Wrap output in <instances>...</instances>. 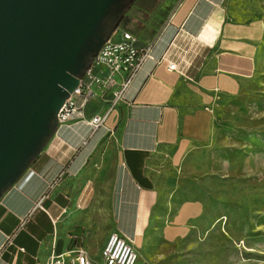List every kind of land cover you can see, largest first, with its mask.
<instances>
[{
  "label": "crops",
  "instance_id": "0c3cea01",
  "mask_svg": "<svg viewBox=\"0 0 264 264\" xmlns=\"http://www.w3.org/2000/svg\"><path fill=\"white\" fill-rule=\"evenodd\" d=\"M156 32L105 126L59 125L0 198V264H48L77 247L106 264L112 233L133 243L136 264H152L157 241L190 231L199 209L177 200V163L210 139L218 103L258 69L264 23L238 20L232 0H179ZM93 101L88 115L108 111Z\"/></svg>",
  "mask_w": 264,
  "mask_h": 264
},
{
  "label": "rangeland",
  "instance_id": "374dc122",
  "mask_svg": "<svg viewBox=\"0 0 264 264\" xmlns=\"http://www.w3.org/2000/svg\"><path fill=\"white\" fill-rule=\"evenodd\" d=\"M175 4L137 0L116 28L132 31L130 19L158 28ZM232 5L238 20L264 23V0ZM262 47V62L245 88L215 108L210 139L196 142L177 163V200L194 201L199 214L186 235L154 244L152 264H264V39Z\"/></svg>",
  "mask_w": 264,
  "mask_h": 264
},
{
  "label": "water",
  "instance_id": "95a60500",
  "mask_svg": "<svg viewBox=\"0 0 264 264\" xmlns=\"http://www.w3.org/2000/svg\"><path fill=\"white\" fill-rule=\"evenodd\" d=\"M122 1L0 0V198L56 132L59 109L110 33L105 20L135 0Z\"/></svg>",
  "mask_w": 264,
  "mask_h": 264
},
{
  "label": "built area",
  "instance_id": "2783aa9c",
  "mask_svg": "<svg viewBox=\"0 0 264 264\" xmlns=\"http://www.w3.org/2000/svg\"><path fill=\"white\" fill-rule=\"evenodd\" d=\"M156 36L142 43L128 29L117 27L106 37L105 42L92 59L91 65L79 85L70 92L59 109L56 118L59 125L82 121L93 130L105 126L110 113L119 106L134 77L146 59L152 58L151 49ZM164 59V58H161ZM169 70H177L178 64L169 61ZM102 100L108 111L88 115L86 108L95 100ZM106 264H136L137 253L131 241L118 233H112L104 247ZM48 264H92L87 251L77 247L63 253L53 252Z\"/></svg>",
  "mask_w": 264,
  "mask_h": 264
},
{
  "label": "trees",
  "instance_id": "16d2710c",
  "mask_svg": "<svg viewBox=\"0 0 264 264\" xmlns=\"http://www.w3.org/2000/svg\"><path fill=\"white\" fill-rule=\"evenodd\" d=\"M178 1L179 0H176V2H178ZM144 2H149V3H151V6L154 7L157 3V0H144ZM152 7L148 8V9L151 10V9H153ZM172 9L173 8L167 10L165 16H167V14H169L172 11ZM142 10H145L147 12L149 11L147 9H142ZM116 19H117V17L114 14H111L104 24L103 31L108 32L111 28H113ZM121 21H123V20H121ZM160 21L162 23L163 19ZM131 23H136L135 25L133 24L134 26L131 27L132 32H134L135 34L136 33L139 34L140 32L144 31V35L141 37L142 40L153 39L157 34V32H156L157 28L148 27V25H145V23H140L136 19H130V22L127 23V26H130Z\"/></svg>",
  "mask_w": 264,
  "mask_h": 264
},
{
  "label": "flooded vegetation",
  "instance_id": "af4514ba",
  "mask_svg": "<svg viewBox=\"0 0 264 264\" xmlns=\"http://www.w3.org/2000/svg\"><path fill=\"white\" fill-rule=\"evenodd\" d=\"M136 1H137V0L134 1V3L132 4V6H131L128 10H131V8L134 6V4H135ZM142 1H143V0H142ZM124 2H125V0H123V1L121 2V4H123ZM119 6H120V5H119ZM128 10H127V11H128ZM125 13H126V12H125ZM125 13H124L123 11L118 10V11H115L114 13H112V14H114V15L117 17V19L120 18V17L122 16V20H123V16H124ZM108 18H109V17H108ZM108 18H107V19H108ZM107 19H106V20H107ZM117 19H116V20H117ZM106 20H105V22H106ZM105 22H104V24H105ZM104 24H103V28H104Z\"/></svg>",
  "mask_w": 264,
  "mask_h": 264
}]
</instances>
